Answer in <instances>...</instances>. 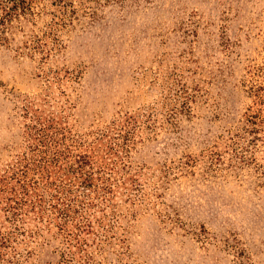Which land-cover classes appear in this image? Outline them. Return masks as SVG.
Masks as SVG:
<instances>
[{"label": "rangeland", "instance_id": "obj_1", "mask_svg": "<svg viewBox=\"0 0 264 264\" xmlns=\"http://www.w3.org/2000/svg\"><path fill=\"white\" fill-rule=\"evenodd\" d=\"M0 264H264V0H0Z\"/></svg>", "mask_w": 264, "mask_h": 264}, {"label": "trees", "instance_id": "obj_2", "mask_svg": "<svg viewBox=\"0 0 264 264\" xmlns=\"http://www.w3.org/2000/svg\"><path fill=\"white\" fill-rule=\"evenodd\" d=\"M4 19H5V17H4ZM4 19H3L1 22H3V21H4Z\"/></svg>", "mask_w": 264, "mask_h": 264}]
</instances>
